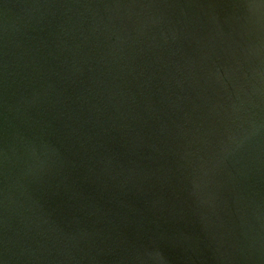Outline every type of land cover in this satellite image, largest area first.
I'll return each mask as SVG.
<instances>
[{"label": "water", "instance_id": "water-1", "mask_svg": "<svg viewBox=\"0 0 264 264\" xmlns=\"http://www.w3.org/2000/svg\"><path fill=\"white\" fill-rule=\"evenodd\" d=\"M0 264H264V0H0Z\"/></svg>", "mask_w": 264, "mask_h": 264}]
</instances>
